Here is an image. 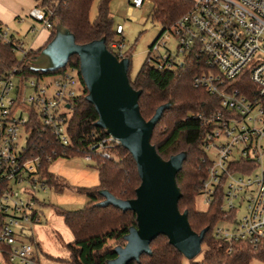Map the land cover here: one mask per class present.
<instances>
[{
  "label": "built area",
  "instance_id": "obj_1",
  "mask_svg": "<svg viewBox=\"0 0 264 264\" xmlns=\"http://www.w3.org/2000/svg\"><path fill=\"white\" fill-rule=\"evenodd\" d=\"M145 1L129 0L127 12ZM52 14L33 6L26 16L50 30ZM16 18L24 20L21 14ZM125 29L116 24L115 33L122 37ZM36 31L30 23L27 32ZM121 37L109 41L108 48L118 60L129 56ZM171 38L175 51L169 48ZM0 42L17 58L13 66L0 68V264H41L37 249L25 239L31 240V227L41 222L36 193L48 186L42 164L57 153L33 156L28 141L37 119L53 142L64 149L71 145L67 128L80 80L73 67L25 77L21 66H34L32 48L1 22ZM189 59L197 65L193 86L220 103V109L197 115L208 127L202 143L208 165L199 194L208 206L220 197V209L234 213L213 234L228 245V252L236 242L264 247V0H190L188 9L150 45L146 63L164 70ZM46 76L52 77L49 83H43ZM22 134L25 144L20 146ZM117 143L110 134L96 136L83 156L113 158Z\"/></svg>",
  "mask_w": 264,
  "mask_h": 264
},
{
  "label": "trees",
  "instance_id": "obj_2",
  "mask_svg": "<svg viewBox=\"0 0 264 264\" xmlns=\"http://www.w3.org/2000/svg\"><path fill=\"white\" fill-rule=\"evenodd\" d=\"M42 9H51L53 26L48 41L52 40L58 24H61L73 37L76 44L104 39L106 47L113 40L115 28L109 10V0H101L93 20L89 17L93 0H34ZM154 4L152 17L161 22L163 31L190 6V0H151ZM162 31V32H163ZM162 34V33H161ZM160 34V35H161ZM159 35V36H160ZM42 47L32 49L29 57L35 58ZM129 57V56H128ZM17 61L10 48L0 42V68L13 66ZM23 76H44L63 71L67 67L76 69L83 89L72 99L73 109L68 122L71 145L64 149L53 142L47 133L34 120L28 146L33 156L44 157L55 150L57 156L70 157L83 155L87 147L96 139L107 134L105 129L96 125L98 113L91 101L87 99L88 90L83 82L77 55H69L64 66L54 71L36 70L30 64L22 65ZM129 77V65H128ZM197 71L194 59L186 60L172 69L158 70L144 62L134 78L129 77L132 88L139 92L138 105L142 117L148 120L156 108L165 105L161 116L155 124L151 144L165 160L175 154L184 155L176 174L180 190L178 209L187 212L188 223L193 231L199 233L205 229L201 243V258L189 260L191 264H250L252 259L264 262V247H253L244 242L228 245L213 234L215 225L234 215L220 209V197L200 211L195 207L199 194L200 179L204 176L208 160L203 149V135L208 128L198 118V114L208 115L220 109L215 95L203 88H196L192 78ZM113 158L93 155L98 172V184L90 187H72L74 191L88 197V202L76 210L57 209L73 236L66 244L68 264H107L117 256L116 249L124 247L126 235L136 226V214L132 210H121L112 204H103V192L116 198L127 200L135 197V189L140 183L136 164L131 154L119 143L112 149ZM49 163L42 164V176L48 186L57 191L68 187L48 168ZM149 253H143L138 261L130 264H183L185 258L165 235H158L149 244Z\"/></svg>",
  "mask_w": 264,
  "mask_h": 264
},
{
  "label": "water",
  "instance_id": "obj_3",
  "mask_svg": "<svg viewBox=\"0 0 264 264\" xmlns=\"http://www.w3.org/2000/svg\"><path fill=\"white\" fill-rule=\"evenodd\" d=\"M58 30L66 29L58 24ZM61 45V42H55L54 48L59 50ZM72 54L79 59V70L88 90L87 99L98 113L96 125L105 129L131 154L140 178L132 199L122 200L103 192V204H112L123 211L132 210L136 214V226L125 236V246L118 247L117 256L107 264L138 261L141 254L150 252V242L160 234L165 235L186 259L192 260L201 252L205 229L199 233L193 231L187 212L178 209L180 190L176 174L184 155L175 154L165 160L151 144L153 128L165 105L158 106L148 120L142 117L139 92L129 82L128 62L126 58L118 60L108 50L104 39L76 44L72 37L68 48L59 50V56L65 62L58 67H47L49 58L42 49L31 62L36 70L54 71L64 66Z\"/></svg>",
  "mask_w": 264,
  "mask_h": 264
},
{
  "label": "rangeland",
  "instance_id": "obj_4",
  "mask_svg": "<svg viewBox=\"0 0 264 264\" xmlns=\"http://www.w3.org/2000/svg\"><path fill=\"white\" fill-rule=\"evenodd\" d=\"M9 2L10 0H3ZM101 0H93L90 6L89 17L94 19L97 6ZM21 3V2H20ZM30 3L23 4L25 12L23 21H18L8 25L10 31L18 33L27 45L30 44L34 34L26 33L30 23L34 22L36 28H42L41 22L33 21L26 16ZM109 10L113 18L114 28L116 24L126 26L122 37L115 35L114 39H122L124 43L123 51L128 53L129 57L126 61L129 65V77L132 79L146 61L150 45L157 39L163 31L161 22L152 17L154 4L151 0H146L141 8H133L128 13L129 0H109ZM47 32V30H46ZM26 33V34H25ZM169 48L175 51L174 39L168 40ZM55 42H61L60 49H67L72 43V35L67 30H58L55 37L47 41L43 46L42 51L49 58L47 67H58L64 64L65 60L59 56V50L54 48ZM74 75H78L74 72ZM51 76H46L43 83H49ZM77 92H81L83 86L79 83L76 86ZM61 111L70 113V110L61 108ZM25 134L20 136L19 145L25 144ZM211 158L215 157L214 150L208 152ZM49 170L59 177L62 183H66L68 187L62 191H57L54 188L47 186L46 190L38 191L36 197L38 199L37 207L41 212V222L31 227L30 241L37 249V256L41 264H68L65 259L69 258V253L66 244L73 240L72 233L67 228L63 221V217L58 213L57 209L76 210L82 208L88 202V197L82 193L74 191V187H90L98 184V172L93 159L86 160L83 155L77 154L70 157L57 156L48 166ZM195 207L197 210L204 211L208 204L203 201L200 194L196 196ZM242 211V208H241ZM240 214V213H239ZM224 225V222L219 221L215 226ZM201 252L195 257L200 260ZM183 264H191L186 258L183 259ZM250 264H264L258 259H252Z\"/></svg>",
  "mask_w": 264,
  "mask_h": 264
},
{
  "label": "crops",
  "instance_id": "obj_5",
  "mask_svg": "<svg viewBox=\"0 0 264 264\" xmlns=\"http://www.w3.org/2000/svg\"><path fill=\"white\" fill-rule=\"evenodd\" d=\"M26 3H30L28 10L33 6H37L34 0H10L9 2H4L3 0H0V22L7 25L14 24L16 17L19 14H22V12H25L26 9H24L23 4ZM46 30L47 29L45 28L37 29L33 39L29 44L32 49H38L40 47L43 48V46L46 44L50 35V30H47V32ZM16 34L18 35V33Z\"/></svg>",
  "mask_w": 264,
  "mask_h": 264
}]
</instances>
